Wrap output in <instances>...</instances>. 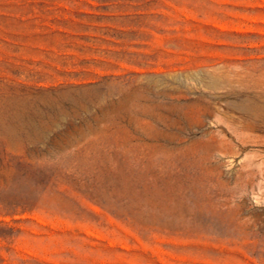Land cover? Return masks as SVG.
<instances>
[{
  "label": "rangeland",
  "instance_id": "374dc122",
  "mask_svg": "<svg viewBox=\"0 0 264 264\" xmlns=\"http://www.w3.org/2000/svg\"><path fill=\"white\" fill-rule=\"evenodd\" d=\"M0 264H264V0H0Z\"/></svg>",
  "mask_w": 264,
  "mask_h": 264
}]
</instances>
